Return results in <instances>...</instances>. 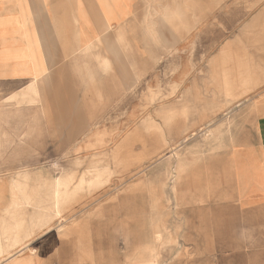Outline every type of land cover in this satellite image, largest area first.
<instances>
[{
    "label": "rangeland",
    "instance_id": "rangeland-1",
    "mask_svg": "<svg viewBox=\"0 0 264 264\" xmlns=\"http://www.w3.org/2000/svg\"><path fill=\"white\" fill-rule=\"evenodd\" d=\"M202 2L213 9L200 10ZM170 3L192 9L158 15L167 28L194 30L166 46L184 59L169 62L170 74L186 68L182 84L170 79L164 95L136 73L95 129L0 136V164H29L0 167V241L12 242L0 261L46 232L66 238L68 264L203 260L213 220L202 218L209 187L201 180L240 143L232 131L246 117L243 100L264 90V0ZM154 17L145 12L134 23ZM18 105L0 104V130L30 126L19 122Z\"/></svg>",
    "mask_w": 264,
    "mask_h": 264
},
{
    "label": "crops",
    "instance_id": "crops-1",
    "mask_svg": "<svg viewBox=\"0 0 264 264\" xmlns=\"http://www.w3.org/2000/svg\"><path fill=\"white\" fill-rule=\"evenodd\" d=\"M180 6L170 0H0V104L18 103L19 122L30 124L1 129L0 136L95 129L92 125L121 104V84L134 85L136 73L146 89L159 87L169 94L170 79L179 85L190 75L177 66L170 74L169 62L184 59L168 55L167 43L191 39L194 30L167 28L158 15L192 10ZM200 6L213 9L208 3ZM145 12L157 20L135 24ZM172 104L167 98L164 112ZM242 104L246 117L241 125L236 119L231 133L240 143L201 180L209 187L201 214L213 220V243L202 246L199 264H264V90ZM2 161L1 168L29 165L21 158ZM51 234L23 240L16 246L23 247L0 264H68L66 238ZM11 243L0 241V249Z\"/></svg>",
    "mask_w": 264,
    "mask_h": 264
}]
</instances>
